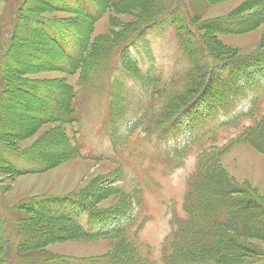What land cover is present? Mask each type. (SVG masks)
<instances>
[{"label":"rangeland","instance_id":"obj_1","mask_svg":"<svg viewBox=\"0 0 264 264\" xmlns=\"http://www.w3.org/2000/svg\"><path fill=\"white\" fill-rule=\"evenodd\" d=\"M112 1L0 0V264H162L206 161L219 182L208 173V193L191 199L212 197L217 207L203 215V234L232 198L245 201L234 205L237 215L247 202L260 205L252 224L264 228V87L249 108L241 83L260 70L264 85V0ZM82 5L108 11L93 21ZM134 27L132 38L146 40L140 65L164 76L139 78L140 100L124 77L139 71L120 49ZM203 74L217 82L201 87ZM210 118L221 125L206 122L187 142L186 128ZM160 119L168 137L153 129ZM188 157L195 167L173 185L169 172ZM25 168L38 172L22 175ZM45 199L54 212L37 213L34 201ZM238 239L256 255L229 259L219 250L211 264L222 256L220 264H264V236Z\"/></svg>","mask_w":264,"mask_h":264},{"label":"trees","instance_id":"obj_2","mask_svg":"<svg viewBox=\"0 0 264 264\" xmlns=\"http://www.w3.org/2000/svg\"><path fill=\"white\" fill-rule=\"evenodd\" d=\"M143 2H146V1L143 0ZM119 6L120 4H113L112 6L109 7V9L110 8L114 9ZM106 10H108V6L103 9V11H106ZM151 22H147L143 26ZM134 32H135V27L134 29H131L128 32V34L125 36V38L120 43L122 42L125 43L126 41L131 39V37L134 35ZM203 76L204 74L202 75V77ZM213 78L214 77H210L209 80H204L205 77H203L201 87L204 88L206 84L209 83ZM194 92L196 91L194 90ZM184 104L185 105L181 106L180 108L176 107L175 111L181 110L182 108L188 106L189 103L187 104V102H185ZM208 165H209V161H206L202 169L197 172V177L203 180L201 185L204 189V192L207 189V186L210 185L208 184L209 182L208 173L210 174L213 181L215 179L217 182H219L217 178L218 175L214 172V170H212L211 167L209 168V171L207 170ZM215 184H214V187L216 188ZM199 187L200 185H196V184L194 185V193L202 192L200 191ZM206 192L208 193L207 190ZM211 200H212V197L209 198V201L207 202L206 205H204L206 201H199L197 204L192 206V209L190 210V212L189 211L187 212L189 215V220L184 226H180V228L178 229V232L174 235L170 243V248H172L171 256L170 257H168V255L165 256L164 258L165 264H185L186 262H188L189 264H196V263L211 264L209 260H214V262H217L216 259H213V256L214 254L219 252V250L220 251L229 250L231 252V255H233L232 258H229V259H240L242 258V256L249 255L252 257L256 255V254H253L252 252H249L252 249H250L246 245V243L241 242L238 239V237L262 240L264 236V228L263 229L258 228L256 227V224L255 225L252 224V221L254 220V215L257 214L255 212H258V209H259L258 206L260 205L257 206V204L254 201L253 203L247 202L246 211L242 216V215L234 214V210H235L234 205L237 204V202L240 200L236 198H232V199H229L228 201H222L221 204L225 203V204H230L232 206L228 208H224L222 211L223 216L221 220L214 223L215 227H213L212 230H209L208 234H203L202 226H201L203 215L210 217V215L213 212L217 211L216 205H214V203H210ZM240 203L245 204V201H240ZM209 206H212L211 210L208 208ZM37 213H39V211ZM195 216H198V219H196ZM226 223H229L237 227V229L229 230V228H225L224 225ZM222 232L226 234L229 232H232L234 234L232 236H224V235L222 236L221 235ZM207 237L208 238L214 237V239L212 242L205 243V244H199L200 240L205 239ZM1 248L2 247H0V249ZM219 255H221V252H219ZM223 258H225V256H222L218 259L219 264L221 262V259ZM197 259H199V261L195 262Z\"/></svg>","mask_w":264,"mask_h":264},{"label":"clouds","instance_id":"obj_3","mask_svg":"<svg viewBox=\"0 0 264 264\" xmlns=\"http://www.w3.org/2000/svg\"><path fill=\"white\" fill-rule=\"evenodd\" d=\"M195 163L196 161L194 158L192 157L186 158L182 166L177 167L171 172L169 179L171 180L172 184L173 185L181 184L186 176V170L194 168Z\"/></svg>","mask_w":264,"mask_h":264}]
</instances>
